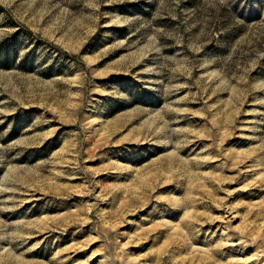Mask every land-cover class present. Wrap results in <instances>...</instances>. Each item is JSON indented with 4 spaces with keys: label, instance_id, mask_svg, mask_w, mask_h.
Instances as JSON below:
<instances>
[{
    "label": "rangeland",
    "instance_id": "374dc122",
    "mask_svg": "<svg viewBox=\"0 0 264 264\" xmlns=\"http://www.w3.org/2000/svg\"><path fill=\"white\" fill-rule=\"evenodd\" d=\"M0 264H264V0H0Z\"/></svg>",
    "mask_w": 264,
    "mask_h": 264
}]
</instances>
